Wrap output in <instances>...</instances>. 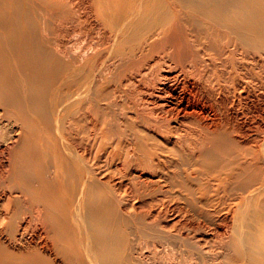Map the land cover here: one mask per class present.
<instances>
[{
    "label": "bare ground",
    "instance_id": "bare-ground-1",
    "mask_svg": "<svg viewBox=\"0 0 264 264\" xmlns=\"http://www.w3.org/2000/svg\"><path fill=\"white\" fill-rule=\"evenodd\" d=\"M0 264H264V0H0Z\"/></svg>",
    "mask_w": 264,
    "mask_h": 264
}]
</instances>
